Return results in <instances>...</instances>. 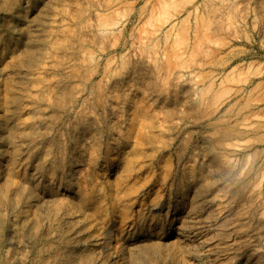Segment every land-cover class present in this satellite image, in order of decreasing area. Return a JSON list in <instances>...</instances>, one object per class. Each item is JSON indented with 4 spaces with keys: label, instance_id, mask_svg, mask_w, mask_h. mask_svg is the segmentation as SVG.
<instances>
[{
    "label": "rangeland",
    "instance_id": "rangeland-1",
    "mask_svg": "<svg viewBox=\"0 0 264 264\" xmlns=\"http://www.w3.org/2000/svg\"><path fill=\"white\" fill-rule=\"evenodd\" d=\"M203 178L224 253L200 264H244L264 229V0H0V264H134L118 241L195 264L169 209Z\"/></svg>",
    "mask_w": 264,
    "mask_h": 264
},
{
    "label": "bare ground",
    "instance_id": "bare-ground-1",
    "mask_svg": "<svg viewBox=\"0 0 264 264\" xmlns=\"http://www.w3.org/2000/svg\"><path fill=\"white\" fill-rule=\"evenodd\" d=\"M216 16L219 15L217 14ZM227 20L229 23L228 26L230 27L232 25V19L230 15L228 16ZM37 32V29L33 30V34H36ZM207 165L208 167L213 168L214 173H212L214 176H217L219 172L217 173V170H214V163L210 156L208 157ZM202 182L204 186L203 188L205 189L204 194L200 197L195 196L191 201L190 208L186 212L182 213L179 210L178 205L169 209V214L174 216L173 222L175 224V232L177 233V237L174 242L182 246L183 252H186L190 260L195 264H200L201 261H204L205 259H209L208 262L213 263L222 257L224 253L221 248L222 243L219 242V239L213 238L214 240L212 239L208 243L202 237V233L204 232L203 230L205 228L215 233L218 231L219 227L218 217L215 214L216 211H214L216 199L211 195V189L214 186H211V183H209L208 179L203 178ZM70 192H72V187L68 186L66 193ZM186 233L194 234L192 239L187 243L183 239ZM261 242H264V229L259 227V229L256 228L255 233L250 239L252 252L244 264H256V262L259 261L262 254H264L261 253L259 249H257ZM117 244L120 252L122 254H128L129 258L134 261V264H141V261L136 253H134L132 250L127 251L125 243L118 241Z\"/></svg>",
    "mask_w": 264,
    "mask_h": 264
}]
</instances>
